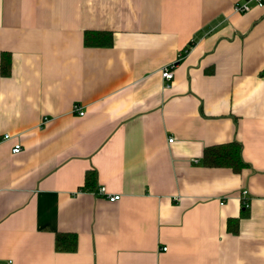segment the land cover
Wrapping results in <instances>:
<instances>
[{"label": "crops", "instance_id": "1", "mask_svg": "<svg viewBox=\"0 0 264 264\" xmlns=\"http://www.w3.org/2000/svg\"><path fill=\"white\" fill-rule=\"evenodd\" d=\"M237 1L0 0V264H264V6ZM229 142L242 171L203 164Z\"/></svg>", "mask_w": 264, "mask_h": 264}, {"label": "trees", "instance_id": "2", "mask_svg": "<svg viewBox=\"0 0 264 264\" xmlns=\"http://www.w3.org/2000/svg\"><path fill=\"white\" fill-rule=\"evenodd\" d=\"M85 44L87 46H110L113 42L110 31H87L85 33ZM1 74L9 75L11 72V56L3 53L1 57ZM242 146L239 142H229L209 146L203 155V164L207 167H229L235 172H240L246 167L247 162L241 155ZM96 170H88L85 175L84 189L95 191L97 184ZM248 207V206H246ZM247 210V208L245 209ZM246 211L241 217L246 216ZM240 217L228 219L227 225L229 232L236 233L239 228ZM78 236L72 232H58L55 237V248L57 251L74 252L78 247Z\"/></svg>", "mask_w": 264, "mask_h": 264}, {"label": "built area", "instance_id": "3", "mask_svg": "<svg viewBox=\"0 0 264 264\" xmlns=\"http://www.w3.org/2000/svg\"><path fill=\"white\" fill-rule=\"evenodd\" d=\"M252 5H257V6H264V0H245L243 2H238L234 6V11L237 13H244L248 10H250ZM173 65H168L165 66V68L162 70V75L166 80H171L174 75V70H173ZM78 113L83 115L84 111L81 110L80 108H77ZM5 138H9V135H5ZM173 138H170L169 141H172ZM22 150V145L20 143H16L13 147V153H18ZM97 194L99 195H105L109 200H117L120 198V195L115 194V195H106L105 194V187H99L97 190ZM246 195H247V190L243 191V198L245 199V205L249 206L248 200H246ZM166 249V247H164Z\"/></svg>", "mask_w": 264, "mask_h": 264}]
</instances>
